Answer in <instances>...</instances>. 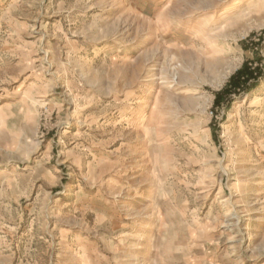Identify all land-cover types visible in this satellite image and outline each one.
<instances>
[{
	"label": "rangeland",
	"instance_id": "374dc122",
	"mask_svg": "<svg viewBox=\"0 0 264 264\" xmlns=\"http://www.w3.org/2000/svg\"><path fill=\"white\" fill-rule=\"evenodd\" d=\"M0 264H264V0H0Z\"/></svg>",
	"mask_w": 264,
	"mask_h": 264
},
{
	"label": "bare ground",
	"instance_id": "6f19581e",
	"mask_svg": "<svg viewBox=\"0 0 264 264\" xmlns=\"http://www.w3.org/2000/svg\"><path fill=\"white\" fill-rule=\"evenodd\" d=\"M101 47L99 46L96 50H95V53H98L100 51ZM236 115V112L233 111L230 113V118H234ZM228 225V224H227Z\"/></svg>",
	"mask_w": 264,
	"mask_h": 264
},
{
	"label": "trees",
	"instance_id": "16d2710c",
	"mask_svg": "<svg viewBox=\"0 0 264 264\" xmlns=\"http://www.w3.org/2000/svg\"><path fill=\"white\" fill-rule=\"evenodd\" d=\"M238 72H239L240 74L242 73V72H241V70H240V71H238ZM232 79H235V77H232Z\"/></svg>",
	"mask_w": 264,
	"mask_h": 264
}]
</instances>
